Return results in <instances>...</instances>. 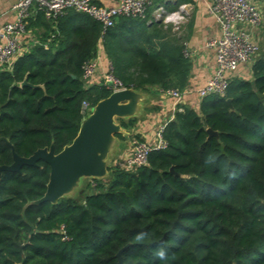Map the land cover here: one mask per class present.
<instances>
[{
  "label": "trees",
  "instance_id": "trees-1",
  "mask_svg": "<svg viewBox=\"0 0 264 264\" xmlns=\"http://www.w3.org/2000/svg\"><path fill=\"white\" fill-rule=\"evenodd\" d=\"M156 7L145 18L119 17L105 33L74 10L28 19L27 27L46 20L43 41L51 43L40 41L0 72V166L13 163L6 141L21 157L51 146L61 152L79 133L83 102L95 107L113 93L83 79L100 41L124 87L185 90L192 62L172 25L152 16ZM251 71L230 79L225 96L179 104L165 149L135 170L109 167L76 196L34 204L50 179L43 160L2 171L0 264H118L122 248L123 264H264V42ZM119 122L129 129L137 119Z\"/></svg>",
  "mask_w": 264,
  "mask_h": 264
},
{
  "label": "built area",
  "instance_id": "built-area-1",
  "mask_svg": "<svg viewBox=\"0 0 264 264\" xmlns=\"http://www.w3.org/2000/svg\"><path fill=\"white\" fill-rule=\"evenodd\" d=\"M157 0H120L115 7H104L97 0H17L13 6L14 19L6 23L0 30V67L11 65L14 57L20 50L22 38L27 34V21L37 12H41L46 19L55 20L68 10H74L88 15L103 25V33L113 27L119 17L145 18L148 8ZM209 12L215 17L220 27V35L209 39L206 47L215 52L216 69L205 86L197 91L199 99L215 94L225 96L230 79L243 65L253 62L260 49L257 31L263 24L262 12L256 0H208ZM153 17L162 19L166 24H172L177 30L185 18L180 12H170L164 7L156 10ZM184 55L188 58L191 52L188 44L184 43ZM98 69L95 60L86 63L83 67V79L86 86ZM103 85L113 92L128 89L114 75L109 62L107 71L103 75ZM165 96L179 103L183 98V91L178 89L162 90ZM93 107L83 102L82 113L87 117ZM177 110V109H176ZM168 122L162 123L155 132L152 143L133 138L131 153L118 166L135 170L148 161L153 150H163L167 143L163 138ZM96 183L92 181V187ZM61 232L66 240L64 226Z\"/></svg>",
  "mask_w": 264,
  "mask_h": 264
},
{
  "label": "crops",
  "instance_id": "crops-1",
  "mask_svg": "<svg viewBox=\"0 0 264 264\" xmlns=\"http://www.w3.org/2000/svg\"><path fill=\"white\" fill-rule=\"evenodd\" d=\"M17 0H0V30L2 27L14 19L13 6ZM120 0H97V3L104 7H115L119 4ZM256 4L261 9L264 16V0H256ZM164 7L170 12H180L185 18L180 23L179 29H175L172 25V31L176 32L177 36L184 43L188 44V49L191 52L190 60L192 62V71L190 81L183 91L182 101L175 103L174 100L165 96L162 89L153 87L148 91H138L141 98L138 101V106L135 115L128 118H117L125 120L126 122L132 118H136L137 122L132 128L126 129L121 126V132L115 135V142L111 152L107 158L109 167L118 166L125 158L131 153V141L133 138H138L144 142L152 143L154 141L155 132L158 127L173 118L179 104L190 105L194 108L200 100L197 91L205 86L208 79L212 76L216 69L215 52L206 47V43L213 37L220 35V27L215 17L209 12L208 0H157V7L153 11L152 16L156 10ZM68 14V13H67ZM66 16V15H65ZM36 18L35 14L32 16ZM151 21L148 20V23ZM44 19L37 18L30 20L27 27V34L22 38L20 50L14 57L11 65L0 67V72L6 69H11L16 59L28 52L35 44L43 41V36L49 33V28L44 23ZM77 24V22H74ZM262 27V26H261ZM55 28V26H54ZM263 34L260 28L257 31V39ZM43 41L46 49L50 47V41ZM97 58L98 69L94 76L89 80V86L102 83L103 75L107 71L109 60L105 54L103 42H98L97 45ZM252 62L243 65L234 74V77L241 79L251 78ZM118 134L125 136L120 139ZM137 136V137H136ZM108 167V169H109ZM92 181L93 178H87Z\"/></svg>",
  "mask_w": 264,
  "mask_h": 264
},
{
  "label": "water",
  "instance_id": "water-1",
  "mask_svg": "<svg viewBox=\"0 0 264 264\" xmlns=\"http://www.w3.org/2000/svg\"><path fill=\"white\" fill-rule=\"evenodd\" d=\"M140 98V94L131 88L113 92L93 107L83 119L76 138L59 153H55L51 146L38 149L29 157H21L6 141L12 149L13 163L0 166V174L2 171L21 172L24 165L35 166L40 160L46 162L50 166L47 191L34 204L44 201L55 204L60 198L69 196L82 179L105 178L108 175V155L113 148L115 135L121 132L116 119L135 115ZM228 103L231 101L228 100ZM208 132L216 135L212 129H208ZM122 251L123 248L117 253L118 264H123Z\"/></svg>",
  "mask_w": 264,
  "mask_h": 264
},
{
  "label": "rangeland",
  "instance_id": "rangeland-1",
  "mask_svg": "<svg viewBox=\"0 0 264 264\" xmlns=\"http://www.w3.org/2000/svg\"><path fill=\"white\" fill-rule=\"evenodd\" d=\"M261 10V9H260ZM262 12V11H261ZM262 17H263V24H262V27H261V29L263 30V34L261 33V35L259 36L260 38H259V42H260V45L262 44V42H264V16H263V14H262ZM257 56H258V53L255 55V57H254V60H253V62L255 61V59L257 58ZM253 62H252V65H253ZM88 180L89 179H87V178H84V179H82L81 181H80V184H79V186L69 195L70 197L71 196H76L77 194H78V192L82 189V188H84L85 187V185H86V183L88 182ZM69 196H66V197H69Z\"/></svg>",
  "mask_w": 264,
  "mask_h": 264
}]
</instances>
